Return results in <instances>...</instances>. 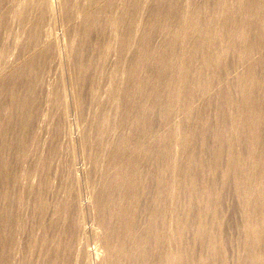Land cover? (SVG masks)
Listing matches in <instances>:
<instances>
[{
	"label": "bare ground",
	"instance_id": "6f19581e",
	"mask_svg": "<svg viewBox=\"0 0 264 264\" xmlns=\"http://www.w3.org/2000/svg\"><path fill=\"white\" fill-rule=\"evenodd\" d=\"M62 1V5V2L59 4L60 0L55 4L61 5L62 11L59 13L64 21V17L69 18L68 7L71 0ZM28 2L27 0V5ZM30 2L36 17L34 18L33 12H29L31 8L27 7L28 13H23L26 16L29 13L30 16L34 15L31 16L34 20L31 25L28 24L31 27L28 30L30 33H25L29 37L27 35L25 42L22 40L24 43L20 41L22 46L17 43L18 47H23V51L26 50L24 47H30L28 53L31 52V55L26 54L30 57L29 61L22 59L23 56L20 61L25 60L27 63H21L24 65L21 66L22 69L19 67L17 73L12 72L11 75L8 72V76L2 75L3 78L0 79V264H8V259L12 256L8 257V254L15 246L14 241L17 242L16 234H19H15L14 240L13 230L18 231L17 224L25 216V211L21 212L23 206L32 212L25 216L29 220L24 217L25 221H22L28 223L32 218L33 229L38 228L41 233L39 235V230L36 232L39 237L35 235L37 238L34 237V241L32 239L33 243L27 240V243H31L29 252L36 247L34 252L38 253L32 251L34 255L31 253L30 256H37L33 257L35 262L28 259L30 264H93V261L96 264H264V0H90L94 6L90 8L96 9L87 13V6L88 11H82L84 17L79 19L81 41L73 44V47L78 46L75 48L77 51L74 53L73 50V54L70 52L66 61L64 60L69 72L70 90H67L68 94L66 90L62 91L63 84L57 78L60 83H55V88L49 90L50 97L46 100L49 102L48 110H52V117L61 114L60 110L68 116L76 112H84L85 115L89 100L95 102L93 105L97 108L96 104L102 101L104 81L109 76L105 75L113 69L110 67L111 70L107 72L106 67L112 66V62L116 65L113 76L122 74L120 78L124 77V85L115 94V84L112 82L113 86H110L113 91L107 93L110 100L116 102L114 105H117L116 114L115 107L108 110L115 119L112 126L108 123L110 127L106 128L109 117L100 113L97 131L96 126L92 125L95 122L86 123V126L94 127L95 132H98L97 136L88 130V133H82L85 129V126L82 129V125L81 133L77 132L75 137L74 149L82 152V149L89 147L88 140H92L91 136L94 135L92 142L97 144L95 146L98 149L97 152L95 150L96 153L93 152L94 157L90 158L96 161L95 164L99 163L102 151L105 155L102 156L105 159L102 161L104 167L100 163L98 166L103 169H92V161L91 170H79V163L73 158L72 163L67 162L71 165L67 166V170L62 168L68 171V189L65 187L67 190L64 191L63 188V193L62 186L59 194L58 189L57 192L53 188L62 197L53 202L49 201V197L47 200V190L55 186V176L58 181L65 179L62 177L65 174L60 173L61 176H58V171H63L58 169L62 167V163L54 168L58 165L54 162L59 153L56 148L62 145L57 133L66 128L63 120L65 128L62 127L59 131L62 122L60 126L59 123L65 117L57 116L59 121L56 118L51 120L57 121L56 126L53 124L51 128L53 126L56 132L59 131H54L58 136L54 135L53 140L50 137V143L47 141L50 144L49 147L46 145L48 151L44 150L47 154L44 157L41 156L44 155L42 153L39 155L43 158L36 157L37 162H33L36 160L34 158L31 162L38 166L33 167L36 170L34 174L37 172L38 179L40 177L37 186L33 184L34 180H31L29 174V167L34 164L28 163L27 160L30 159L27 158L35 153L29 154L30 145L43 137L41 131L47 127L43 123H50V120L43 121L50 116L45 117V113L42 114L44 116L40 115L43 112L40 110L38 114L43 117L40 121L42 124L36 123L41 126H29L33 118L32 103L45 84L46 70L50 71L48 68L53 67L51 64H58L57 57L61 53L58 51L57 54L59 37H55V34L54 37L48 36L51 33L45 30L48 18L56 17L58 12L49 13V10L56 7H53L52 0ZM24 4L23 11L26 9ZM81 5L82 8L86 6ZM24 14L22 18L26 17ZM30 16L27 17L31 18ZM61 16L59 21L56 17L58 22L61 21ZM24 19V24L28 20L30 23V19ZM54 20L49 22L53 23ZM3 21L0 22L4 23ZM68 24L64 25L67 27ZM73 24L70 25L71 28H74ZM77 25L78 23L74 30ZM4 26L3 29L6 28ZM107 26L118 28V35L113 36V31L108 36L106 34L108 38L110 35L114 38L118 36L116 40L120 41L119 48L115 49L116 54L113 53L114 56L117 55L115 62L114 56L111 57V47L118 42L110 37L116 43L109 49L108 38L106 40L103 37L107 30H111ZM66 31L68 33V27ZM70 31L67 36H70ZM94 31H97L96 36L93 35ZM77 37L80 38L78 35ZM68 42L75 41L72 39ZM64 49L69 50V47L65 46ZM4 53H7L5 49ZM6 55L8 59V54ZM99 72L105 78L101 76L99 79L104 80H99L100 83L96 84L95 78L96 75L99 77ZM65 74H60V77ZM24 77H27L26 83ZM114 79L117 82L119 80ZM108 83L106 82L107 85ZM104 91L106 93V89ZM44 94L46 95L45 90ZM39 97L43 100V97ZM104 97H107L106 94ZM41 103L39 105L44 109L46 103ZM104 108L102 107V112ZM36 111L37 109L34 112ZM90 111L88 109V114ZM91 114L88 116L91 117ZM78 115L75 116L78 118ZM89 117L83 118L84 124L85 118ZM13 121L14 126L17 123L20 128L23 127L22 134L17 126L10 129ZM30 130L32 133H29ZM16 131L23 146L19 145ZM69 134L73 135L71 132ZM70 138L73 137L68 140ZM92 148L96 149L94 146ZM9 154L15 156V162L8 159ZM81 156L85 157V154L82 153ZM25 158L29 166L22 165ZM75 158L77 159L76 156ZM85 159L86 157L82 160ZM67 160L70 161L69 158ZM85 162L88 163L87 159ZM64 163L67 164L66 161ZM78 170L82 175L77 173ZM60 177L61 180L58 179ZM31 187L36 188L32 190L34 193L30 191ZM51 192L49 193L51 196L55 195V198V192ZM171 218L174 219L173 223ZM88 220L92 221V226H87ZM23 222L19 228L24 227H21ZM15 223L16 226L13 225ZM12 225L15 227L13 230ZM25 230L21 231L28 234L31 228L27 232ZM30 232L33 233L34 230ZM19 236L21 238L22 234ZM92 241L95 248L90 250ZM21 244L23 246V242ZM171 247L176 248V252ZM23 249L26 252L28 248ZM23 254L29 257V253ZM20 260H17L20 264L25 263Z\"/></svg>",
	"mask_w": 264,
	"mask_h": 264
},
{
	"label": "rangeland",
	"instance_id": "374dc122",
	"mask_svg": "<svg viewBox=\"0 0 264 264\" xmlns=\"http://www.w3.org/2000/svg\"><path fill=\"white\" fill-rule=\"evenodd\" d=\"M2 1H4V3H3ZM9 1H10V0H9ZM9 1H7V0H6V1H5V0H0V21H1V20L3 21L4 18H6V16L8 17V18H6L7 20H4L5 22H7L8 25H7L4 21H3L4 23L0 22V25H1V23L3 24L2 27L0 28V47L2 48V46H3V49L0 48V50H2L3 53H4V49H5V52H7L6 54H8V59H7V55H6L5 53L2 54V51H0V52H1L0 55H2V56H3V55H6V57H5V56H4V57L0 56V79H1V80H2V78H3L4 75L8 76V75H7L8 72H10L11 75H12L13 73H14V74L17 73V72L19 71L18 69H20L21 66H24V65L29 61V58H30V57H29L28 55H26V54H29V53H28V52H29L28 49L30 50V47H24L26 50L24 49L25 51H23V49H22L23 47L21 48V46H22V44L25 42V40L29 37L28 34L30 33L29 31H30V29H31V27H30L29 25H31V23H33V20H34L31 16H34V15H35L34 18L36 17L35 10H33V9H32V6L29 5V3L32 4V2H30V0H28V1H29V2H28V5H29V6L27 5V0H22V1H21V0H20V1H19V0H18V1H17V0H11V2H9ZM12 1H14V2H12ZM24 1H25V2H24ZM79 1H80V0H77V1H76V0H73V2H74V3H73L72 0H71V4H72V3H73V4H72V5L69 4V7H68V10H69V8H70V11H69V18L66 19V18L64 17V21H63V20H62L63 17L61 16V13H59V12L62 11L61 5L63 4V1L60 0V2H59V0H58V1H57V0H55V1L52 0V2H53V4H54L53 7H55V6H56V7H55V8H52L53 10H49V13L52 12L53 14H56V13L58 12L55 16L57 17L58 21H59V18H60L59 16L62 17V18H61L62 24L60 23L61 21L58 22V21L56 20V17H54V16H50V14L48 13V17L50 16V18H48V19H49V20H48V23H49V24L47 23V25H46V27H45V30L47 31V33H48V31H49V33H51V34L48 35V36H51V35H52V37H54V34H55V37H59V38H58V41L60 40V42H59L60 45H62L65 41H66L69 45H67V43L65 42V43L62 45V46H64V47H62V46H60V45H59L60 47H59V46L57 47V54H58V51H59V52L61 51V53H59L60 55L58 54L59 57H57L58 60H59L60 62L57 60L58 64H56V65L51 64V65H53V67L48 68V69H50V71L46 70V71H47V74H48V75H47V74L45 73V84H46V85L44 84V85H43L44 88L42 87V88L38 91V96H35V97H37V98H35L34 101H33V103L35 102V104L33 105V103H32V108H31V109H32V112H33V113H32V117H33V118H31V122H30L29 126L31 125V126H33L34 128H35V126H38V125L41 126L42 123H41L40 121L43 120V117H42V116H44V115H45V117H46V116H47V117L50 116L51 119H50V117H49L48 119H44L43 121L48 122V120H50L49 122L52 123V124L49 123V125H48V124L43 123V126H45V125H47V127L49 126L48 128L45 127V129L42 130L43 132L41 131V136L43 135V137H41V138L43 139V141H42V139L40 138L41 140L38 139L37 141H35V142H39V141L41 142V143H37L38 146H37V144H36L35 142H34V144H31V145H30L31 148L29 147V150H31V151H29V152H30L29 154H32L31 152H35V153L32 154L29 158L26 157L27 159H30V161L27 160L26 158L23 160L24 163H23L22 165H24V166H25V165H28L29 162L31 163L34 159H36V160L33 161V162L36 163L37 160H38L36 157H40L39 155H41V153L44 154V155H41V156L44 157L45 154H47L46 151H44V150H47V151H48L47 146L50 145L49 143L53 140V138H54L57 134H59L60 137H57V138H58V140L61 139V140L59 141V143H60V144L62 143V145H59L58 149L56 148L57 152H59V153H58V155H57V158L54 159V162H55V165H57V164H58V165H57V166H54V168H57V167L59 166V164L62 163V164L60 165V166H62V167H59L58 169L60 170V168H61V169L63 168L64 170H67V169H66V168H68L67 166L70 165V164H68V163H69V162L72 163V162L74 161V159H75V161L77 160V161H76L77 164L79 163V165H77V166H79V170L82 169V168H84V169H86V170H91L90 168H91L92 166H93L92 169H94L95 167H97L98 169H101V167H99L100 164H101V166L104 167V163H102V161L104 162L105 159H103L104 157H102V156H105V155L102 154V151H101V153H100L101 156L99 155V157H100L101 159H103V160H101V159L99 158V163H100V164H99V163H96V164H95L96 161H94V159L92 160V158H90V157H91V156L94 157L95 154H94V155H92V154H93V152L96 153V152H97V149H98V147L95 146L96 143L94 144V142H92V141H93V136H94V135H95V136L98 135V132H95V130L97 131V125H98V121H99V120H97L98 117H99L101 114H103V113H104V116H105V114H106L105 117H107V118L109 117V118H108L109 120L106 121V122H107V123H106V126L108 125V123L111 124V126H112L113 122H115V121H114L115 119H113V116H111L112 114H110V111H108V110H111L112 108L114 109V107H115L114 111H115V114H116V108H117V105H114V103L116 104V102H114L113 100L111 101V100H110V96H108L107 93H108V92H109V93H112V91H113V90L111 91L112 86H113L112 82L115 84L114 87H113V88L115 89V90H114L115 94H116L117 92H120V90L122 89L121 87H123V85H124V83H123L124 80L122 79V78H124V77L120 78L121 76H123L122 74H118V76H117V74H115V76H117L118 78L115 77V76H113L114 73H115V71H114V70H115V66H116V65H114L115 63L113 64V62H112V66L110 65V66H107V67H106V68H108V69H107V72H108L109 70H111L110 67H113L112 70H113L114 72L111 70V71L113 72V74H112L111 71H109V72L111 73L112 76L110 75V73L106 74V73H107L106 71H105V72H106V73H105L106 75L104 74L105 77H106L107 75H109V76H110V79H111V80L109 79V76H107L108 79H107V77H106V80L104 81V86H105V89H106V93H105V91H104V90H105V89H104V86L102 85V86H103V89H102V92H101V93H102L103 97H102V95L100 94V95H101V100H102L101 103H103L102 105H104L105 102L107 101L108 103L106 102V105L102 106L101 103H100V104H96V107L98 106V107H101V108H98V107H97V108H94L95 105H93V104H94L95 102L92 103L91 100H89L90 102H88V104H87V106H86V109H85V110L87 111V113H86V111H85V113H86L87 115H86V114L84 115V112H82V113H80V112L77 113V112H76V113H70V114H69V116L71 115L70 117H69L68 115H66V112L63 113V111L60 110V111H61V114L57 115L58 117H57V116H56V117H57V118H60V117H61V118H64V117L66 118V119H65V118H64V119H61V121H60V123H59V126H60L61 122H62L63 120H65V124H66V125H65V124L63 123L64 121L62 122L61 127H59V131L61 130L62 127L65 128L64 125L66 126V128L63 129V130H61L60 133H57V132H59V131L56 132V131H55L56 128L53 129V128H54L53 126H52V128H51V125H53V124H54V126H56V123H57V121H59V119H57L55 116L52 117V116H51V115H53V114H52V110H51V109L48 110V108H50V107H49V102L47 103V101H48V99H49V97H50V95H49V90H52L51 88H53V89L55 88V86H56V85H54L55 83H56V84H59V83H60V81H57V78H58V80L61 79V84H63V85L66 86V87H65V86L61 85L64 89L60 86L61 90L63 89L62 91L65 92V90H66V92H67V90H68V92H69V90H70L69 72H68V70H67V68H66L65 61H66L67 57L69 56L70 52H72V51L74 50V53H75V52L77 51L76 49L78 48V46L76 45V46L73 47V44H77V42L79 43V41H81V37H82V36H80V35H82V33H81V32L79 33V29H81V28H80V25H79V24H80V20H79V19H80V18L83 19L82 17H84V16H83L84 14H82V11L86 12V11H88V9H89V11H88L87 13H92V12H94V10L96 9V8H90V7H94V6H93V3H91L90 0L88 1L89 3L87 2V0H81V1H84V2H79ZM85 1H86V2H85ZM58 2H59V4L62 2L61 5L57 6L56 4H57ZM75 2H76V3H75ZM78 2H79V3H78ZM120 2H121V1H120ZM24 3H26V4H24ZM55 3H56V4H55ZM81 3H82L83 5H84V4L86 5L87 3H88V4L82 8ZM90 3H91L92 5H91ZM11 4H12L13 6H12ZM23 4H24V6H26L25 11L22 10V9L25 8V7H23ZM89 5H90V6H89ZM119 5H122V4L120 3ZM70 6H71V7H70ZM87 6H88L89 8H88ZM27 7H30V8H31V9H30L31 11H30L29 8H27ZM57 7H58V8H57ZM62 7H63V6H62ZM72 7H74V9H73ZM76 7H77V8H76ZM86 7H87L88 9H87ZM7 8H8L9 10H8ZM60 8H61V10H58V9H60ZM11 9H12V10H11ZM54 9H55V11H56V10H57V11L55 12ZM83 9H84V10H83ZM86 9H87V10H86ZM26 10H27V12H26ZM28 10H29V12H31V14L34 13V15H31V16H30V13L27 15L28 17L30 16V17L32 18V20H31V18H28V17L26 16V14L28 13ZM8 11H9V12H8ZM71 11H72V12H71ZM73 11H75V13H74ZM5 12H6V13H5ZM21 12H22V14H21ZM23 12L26 13V14H24ZM32 12H33V13H32ZM54 12H55V13H54ZM3 13H4V14H3ZM19 13H20V14H19ZM73 13L76 14V15H74ZM8 14H9V15H8ZM23 14H24L26 17H23V18H22ZM53 14H52V15H53ZM58 14H60V15H58ZM79 14H80V15H79ZM2 15H4V16L2 17ZM20 15H21V17H19V18H21V19L18 18V16H20ZM57 15H58V16H57ZM71 16H75V17H71ZM2 18H3V19H2ZM24 18H26V19H24ZM51 18H52L53 20H54V18H55V20H54L53 23H52V22H49L50 20H52ZM70 18H71L73 21H72V20L69 21ZM23 19L26 20V21H27V19H30V23H29V20H28V21L24 24L25 21H23ZM20 20H22V21L20 22ZM77 20H78L79 22H78ZM31 21H32V22H31ZM55 21H57V22L60 23V24H58L57 22H56V23H57V24H56ZM66 21H68V22H66ZM76 21H77V22H76ZM69 22H71L72 24H73V22H74V24H73V27H74V28H75V25L78 23V25H79V26L77 25V28H78V29L76 28V29L74 30V28H71L72 26L70 27V25H72V24H70ZM75 22H76V23H75ZM54 23H55V24H54ZM68 23H69V24H68ZM5 24H6V25H5ZM23 24H24V25H23ZM28 24H29V25H28ZM51 24H52V25H51ZM64 24H66V25L68 24V26H67V27H68V33H67V31H66V30H67V27H66ZM4 25H5V26H4ZM22 25H23V26H22ZM26 25H28V27L25 28ZM49 25H50V28H52V29L49 28ZM55 25H56V26H55ZM57 25H58V26H57ZM59 25H60V26L64 25V26H62V27L60 28ZM3 26L6 27V28H4V29H6V30L3 29ZM53 26H55V28H54ZM29 27H30V28H29ZM65 27H66V28H65ZM69 27H70V28H69ZM112 27H114V26H111V27L107 26V28H108V29H111V30L108 31L107 28H106L107 32H109V33H107V32L105 33V32H104V33H105V36H103V37H105L106 40H107V38H108L107 36H108L110 33H112V31H113V33H112L113 36H114V35H118V33L116 32V30H117L118 28H117V27L112 28ZM56 28H57V29H56ZM82 28H83V26H82ZM115 28H116V29H115ZM23 29H24V31H25V29H26V31H25V32L22 31ZM61 29H62V30H61ZM63 29H64V30H63ZM65 29H66V30H65ZM70 29H72V30L70 31ZM28 30H29V31H28ZM52 30H53V31H52ZM76 30H77V31H76ZM82 30H83V29H82ZM82 30H81V31H82ZM51 31L53 32V34H52ZM62 31H64V33H63ZM69 31L71 32V34H70L71 38L75 41L74 43H71V42L69 43V42H68V41H71V40H72V39L70 38L69 35L67 36V34H69ZM75 31H76V32H75ZM27 32H28V34H25V33H27ZM77 32H78L79 34H77ZM94 32H95V33H94ZM94 32H93V33H94L93 35L96 36V35H97V33H96L97 31H94ZM115 32H116V34H115ZM17 33H18V34H17ZM21 33H22V34H21ZM65 33H66V34H65ZM73 33L76 34V36L78 35L80 38H78V37H77V38L80 39V40H78V39L76 38V36H75ZM106 34H107V36H106ZM18 35H19V36L21 35L22 37L20 36V37H21V38H20ZM24 35H25V37H24ZM27 35H28V37H27ZM64 35H65V38H63ZM112 35H110L109 38H108V41H109V42H110V40H111V42H110L111 44L107 41L109 49H110L111 45H113L114 43H116V42L113 43L112 39L116 40V39L118 38V36L114 38V37H112ZM74 36H75V37H74ZM110 37H112V39H110ZM24 38H25V39H24ZM66 38H67V39H66ZM75 38H76V40H75ZM70 39H71V40H70ZM1 40H2V41H1ZM22 40H24V42H23ZM17 41H18V42H17ZM20 41L23 42V43H20ZM63 41H64V42H63ZM116 41L118 42L117 44H114V45H116V46H112V47H111V53H112V54H111V57L114 56L113 53H115V49L117 50V49L119 48V46H120V41H118V40H116ZM17 43H19L21 46L18 47L19 44H17ZM61 43H62V44H61ZM70 44H71V45H70ZM118 44H119V46H118ZM7 46H8V47H7ZM65 46H68V47H69V50H68V49H64ZM5 47H6V48H5ZM108 47L106 46L105 48L108 49ZM114 47H116V48H114ZM9 48H10V49H9ZM72 48H73V49H72ZM75 48H76V49H75ZM112 48H113V49H112ZM8 49H9V51H10L11 53L8 52ZM6 50H7V51H6ZM20 50H21V51H20ZM66 50H67V52H66ZM70 50H71V51H70ZM75 50H76V51H75ZM62 51H64V53H65V52H66V53L69 52V53H68V54H66V53L64 54V53H62ZM109 51H110V50H109ZM113 51H114V52H113ZM23 52H25V55H24ZM26 52H27V53H26ZM9 53H10V54H9ZM19 53H20V54H19ZM61 54H62V56H61ZM72 54H73V52H72ZM72 54H71V55H72ZM115 54H116V53H115ZM29 55H31V52H30ZM64 55H66V56H64ZM20 56H21V57H20ZM23 56H24V57H23ZM27 56H28V57H27ZM60 56H61V59L63 60V62H62L63 64L61 63L62 60H60ZM63 56H64V58H63ZM19 57H20V58H19ZM22 57H23V58H22ZM116 57H117V55H115V56L113 57L114 60L112 59L114 62H115V60L117 61V58H116ZM14 58H15V59H14ZM21 58H22V59L26 58L27 62H24L25 60L20 61ZM22 59H21V60H22ZM16 60H17V61H16ZM64 60H65V61H64ZM112 60H111V61H112ZM18 61H19V62H18ZM11 62H12V63L15 62V64H12ZM16 62H18L19 65H18V63H16ZM57 62H56V63H57ZM21 63H23L24 65H22ZM11 64H12V65H11ZM16 64H17L18 67L16 66ZM61 64L65 67V68L63 67L64 69L62 68V65H61ZM14 65H15L17 68H16ZM60 65H61V66H60ZM13 66H14V67H13ZM55 66H57V67H56L57 70H56ZM8 67H9V68H8ZM10 67H11V68H10ZM19 67H20V68H19ZM14 68H15V71L13 70ZM54 68H55V69H54ZM6 69H7V70H6ZM8 69H9V70L11 69L12 71H8ZM16 69H17V70H16ZM21 69H22V68H21ZM53 69H54V71H52ZM116 69H117V67H116ZM3 70H4V71H3ZM59 70H60L61 72H63V73H61V72L59 73ZM64 70H66V71H64ZM2 71H3V72H2ZM5 71H7V72H5ZM46 71H45V72H46ZM56 71H57L58 73H56ZM12 72H13V73H12ZM48 72H49V73H48ZM67 72H68V73H67ZM6 73H7V74H6ZM50 73H51V74H50ZM54 73H55V74H54ZM65 73H66V74H65ZM99 73H100V72H99ZM121 73H122V72H121ZM10 74H9V75H10ZM56 74L58 75V77H57ZM60 74H65V76L63 75V77H60V76H61ZM2 75H3V76H2ZM46 75H47V76H46ZM51 76H52V77H51ZM54 76H55V79H54ZM98 76H99V77L97 78V75H96V78H95L96 81L98 80L97 82L95 81L96 84H98V82H99V80H100L99 78L104 77V76L101 75V73H100V75L98 74ZM101 76H102V77H101ZM1 77H2V78H1ZM46 77H47L48 79H47ZM105 77H104V78H105ZM112 77H114V78H116V79H119L118 82H117V80H115L114 78L112 79ZM67 78H68V79H67ZM25 79L27 80V77H26V78L24 77V81H25L24 83H26V80H25ZM62 79H64V82H62V81H63ZM48 80H50L51 83H50V81L48 82ZM66 80H68V81H67L68 84H67ZM103 80H104V79L100 80V82L103 81ZM108 80H110V81H108ZM28 81H31V80H28ZM56 81H57L58 83H57ZM100 82H99V83H100ZM106 82H107V83L109 82L108 85L106 84ZM30 83H31V82H30ZM30 83L28 84V86L30 85ZM65 83H66V84H65ZM102 83H103V82H102ZM116 83H119V84H116ZM51 84H52V85H51ZM105 84H106V85H105ZM111 84H112V86H110ZM53 85H54V86H53ZM117 85H118V86H117ZM108 86H109V87H108ZM110 87H111V88H110ZM115 87H116V88H115ZM117 87H118V90H117ZM119 87H120V88H119ZM45 88H46V89H45ZM65 88H66V89H65ZM67 88H68V89H67ZM108 88H109L110 90L107 91ZM119 89H120V90H119ZM44 90H45L46 95L44 94ZM42 91H43V92H42ZM46 91H47V92H46ZM116 91H117V92H116ZM68 92H67V94H68ZM39 93H41V94H39ZM50 93H51V92H50ZM103 93H104V94H103ZM69 94H70V93H69ZM105 94H106L107 97H104ZM44 95H45V96H44ZM109 95H110V94H109ZM39 96H41V97L44 96V97L42 98L44 101L41 100ZM46 96H47V98L45 99ZM104 98H105V99L107 98L106 100H104L105 102L103 101ZM39 99H40V102H38ZM46 100H47V101H46ZM108 100L111 101V102L109 103ZM114 100L116 101L115 97H114ZM41 101H42V103H41ZM45 101H46V102H45ZM37 102H38V103H37ZM43 102L46 103V105H45ZM36 103H37V105H36ZM40 103L43 104V105H45V106H44V109H42V108H43L42 105H39ZM112 103H113V106H112ZM47 104H48V105H47ZM110 104H111V105H110ZM35 105H36V106H35ZM100 105H101V106H100ZM108 105H109L110 107L107 108ZM38 106H39V107H38ZM40 106H42V107H40ZM46 106H47V107H46ZM87 107H88L89 110H91V111L93 112V113H92V112L90 111L92 114H91L90 112H89V114H88V109H87ZM90 107H92V108H94V109H97V110H94V109H93L94 111H96V113L92 110V108L90 109ZM102 107H105V108H106V112H107V113L105 112V108H104V112H102V110H103ZM111 107H112V108H111ZM35 108L37 109L36 112H34V111L36 110ZM40 108H41V109H40ZM33 109H34V110H33ZM46 109H47V110H46ZM113 109H112V110H113ZM38 110H39V111H38ZM40 110L43 111V112H41V114H40ZM98 110H100L101 112L98 111ZM48 112H51V113H48ZM98 112H99V113H98ZM108 112H109V113H108ZM112 112H113V111H112ZM112 112H111V113H112ZM34 113H35V114H34ZM38 113H39L40 115H42V114H44V113H45V114L42 115V116H40ZM100 113H101V114H100ZM49 114H50V115H49ZM62 114H63V116H61ZM64 114H65V116H64ZM78 114H80V116L84 115L83 118L86 117V116L89 117L90 114H91V117L88 118L89 120H88L87 118H85L86 121H85V124H84V121H83L84 119L81 118V119H82V120H81V119H80V116H79ZM81 114H82V115H81ZM94 114H95V115H94ZM99 114H100V115H99ZM108 114H109V115H108ZM113 114H114V113H113ZM115 114H114V118L116 117ZM34 115H37V117H39L40 119H38V118H37L36 116H34ZM75 115H78V118H77V116H75ZM88 115H89V116H88ZM97 115H98V116H97ZM107 115H108V116H107ZM66 116H67V117H66ZM92 116H93V117H92ZM96 116H97V118H96ZM110 116L112 117V120H111ZM41 117H42V119H41ZM94 117H95V119H94ZM34 118H35V119H34ZM53 118H56L57 121L54 119V122H51V120H52ZM107 118H106V119H107ZM32 119H34L33 121H35L36 119H37L38 121L36 120L35 122H33ZM67 119H68L69 121H68ZM78 119H79V120H78ZM70 120H71V122H70ZM90 120H91V121H90ZM93 120H94V121H93ZM110 120H111V121H110ZM43 121H42V122H43ZM52 121H53V120H52ZM55 121H56V122H55ZM88 121H89L90 123L95 122V124L92 123L93 126H94V125L96 126V127L94 126V127L96 128L95 130L93 129L94 127H93L92 125H88V126H86V125H87L86 123H87ZM96 121H97V122H96ZM112 121H113V122H112ZM36 122H40L41 124H40V123H36ZM66 122H67V123H66ZM68 122H69V123H68ZM89 122H88V124H89ZM111 122H112V123H111ZM14 123H15V122L13 121V124H10V129H11V128H14V127L17 126V129L21 131L23 127L20 128V125L18 126L17 123H16V126H14ZM32 123H33V124H32ZM34 123H36L37 125H36V124L34 125ZM63 124H64V125H63ZM67 124H68V125H67ZM96 124H97V125H96ZM62 125H63V126H62ZM82 125H83V127H82ZM12 126H14V127H12ZM84 126H85V129H86L87 127H88V128H87L86 130L84 129V130L82 131V133H83L84 131L88 133V131H89V133H91V134L93 133V134H94L93 136H91V137H92V140H88V141H90V143L87 142V143H88L87 146L90 147V145L93 144V146L96 147V149L92 148L93 151H92V149H91V147H93L92 145H91L90 149H88V151H87V148H89V147H87L85 150L82 149V152H81V151H78V149H74L75 147H74L73 145L76 144L75 137L77 136L78 133H81L80 129H81V127H82V129H83ZM90 126L92 127V129H89V128H91ZM33 127H30V128H33ZM68 127H69L70 129H69ZM76 127H77V128H76ZM108 127H110V125H108L106 128L108 129ZM30 128H29V129H30ZM50 128L53 130V132H52V130H51ZM73 128H74V129H73ZM46 129H47V130H46ZM49 129H50V130H49ZM82 129H81V130H82ZM18 130H17V131H18ZM45 130H46L47 133L45 132ZM87 130H88V131H87ZM90 130H91V131H90ZM93 130H94V132H92ZM17 131H16V133H17L16 136H18V137H17L18 139L15 138V137H14V138H15V140L17 139L18 142H20V140H21V139L19 138V133H20V131H18L19 133H18ZM54 131H55L57 134H56ZM62 131H63V132H62ZM66 131H67V133H66ZM79 131H80V132H79ZM12 132H13V131H12ZM12 132H11V134H12ZM30 132H31V130L29 131V133H30ZM70 132H71L74 136H73V135H72V136H69V135H71V134H69ZM77 132H78V133H77ZM14 133H15V132H14ZM31 133H32V132H31ZM42 133H43V134H42ZM52 133H53V134H52ZM96 133H97V134H96ZM21 134H22V131H21ZM21 134H20V137H21ZM45 134H46V135H45ZM50 134H51V135H50ZM66 134H67L68 136H66ZM13 135H15V134H13ZM47 135H48V136H47ZM49 135H50V136H49ZM54 135H55V136H54ZM62 135H63V136H62ZM9 136H10V135H9ZM45 136H47V137H45ZM53 136H54V137H53ZM57 136H58V135H57ZM10 137H11V136H10ZM50 137H51V138L53 137L51 141H50V139H51ZM66 137H67V138H66ZM69 137H73V138H70V139L68 140ZM44 138H45L46 140H45ZM94 138H95V137H94ZM19 139H20V140H19ZM72 139H73V140H72ZM101 139H102V142H103L104 137L101 138ZM44 140H45V141H44ZM64 140H65V141H64ZM71 140H72V141H71ZM47 141H49V143H47ZM69 141H71V142H69ZM43 142H44V143H43ZM67 142H68V143H67ZM72 142H73V144H72ZM46 143H47V144H46ZM74 143H75V144H74ZM98 143H99V141H98ZM22 144H23V143H22V141H21V142L19 143V145L21 146ZM42 144H43V146H45L46 148H45V147L43 148V146H39V145H42ZM63 144H64L66 147H65ZM69 144L71 145V147H72V146H73V147L71 148ZM35 145H36V146H35ZM46 145H47V146H46ZM68 145H69V146H68ZM96 145H97V144H96ZM22 146H23V145H22ZM33 146H34V147H33ZM62 146H63V150H62ZM36 147H37L38 149H37ZM40 147H41V148H40ZM48 147H49V146H48ZM60 147H61V148H60ZM69 147H70V148H69ZM18 148L20 149L21 147H18ZM18 148L16 149V151L18 150ZM39 148L42 149V151H41ZM59 148H60V149H59ZM67 148H68V149H67ZM70 149H71V151H70ZM72 149H74L75 152L77 151V152H76L77 155H74V156H73V154H76V153H74V152H73L74 150H72ZM34 150H35V151H34ZM36 150H37V151H36ZM39 150H40V152H39ZM60 150H61V151H60ZM65 150H66V151H65ZM90 150L92 151V153H91ZM95 150H96V152H95ZM64 151H65V153H64ZM83 151H85V153H84ZM43 152H45V153H43ZM60 152H61V153H60ZM69 152H70V156H68V155H69ZM79 152H81V155H82V153H83V155L85 154V157H86V159H87V162H88V163L90 162L89 164L85 162L86 159H85L84 161L82 160V159H84L85 157H84V156H81ZM86 152H88V154H87ZM89 152H90V153H89ZM39 153H40V154H39ZM66 153H67V154H66ZM71 153H72V154H71ZM37 154H38V156H37ZM86 154H87V155H86ZM90 154H91V155H90ZM59 155H60V156H59ZM88 155H89V156H88ZM6 156H7V155H6ZM65 156H66L67 158H69V160H70L71 158H72V159H71L70 161H68L67 158H66ZM75 156L77 157V159L75 158ZM7 157H8V159L11 158V160H13V159L15 160V158H14L15 156L13 157V155H11V154H9V156H7ZM12 157H13V158H12ZM19 157H20V156H18L17 158L19 159ZM43 157H40V158H43ZM64 157H65V158H64ZM81 157H84V158H81ZM88 157H89V158H88ZM33 158H34V159H33ZM73 158H74V159H73ZM60 159H61V160H60ZM80 159H81V160H80ZM14 160H13V161H14ZM25 160H27L28 163H26ZM55 160H56V161H55ZM63 160H64V161H63ZM15 161H16V160H15ZM15 161H14V162H15ZM18 161H19V160H18ZM18 161H17V168H19ZM65 161H66V163H67V162H68V163L65 164V163H64ZM71 161H72V162H71ZM92 161H93L94 164L92 163ZM82 162H83V163H82ZM35 163H31V165H32V164H34V165L31 166V167H32V171H31V167H29V168H30L29 174H30V178H32L31 180H32V181L34 180L33 184H35V185L37 186V184L40 183V180H39L40 177H39V179H38V175H39V174H38L37 172H35V174H34V171H36V170H35V168H33V167H38V166H36L37 164L35 165ZM64 164H65V165H64ZM80 164H81V165H80ZM83 164H87V166H85V165L83 166ZM92 164H93V165H92ZM98 164H99V166H98ZM102 164H103V165H102ZM15 165H16V164H15ZM29 165H30V164H29ZM29 165H28V166H29ZM90 165H92V166H90ZM94 165H96V166H94ZM28 166H26V167H28ZM63 166H64L65 168H64ZM70 166H71V165H70ZM81 166H82V167H81ZM89 166H90V167H89ZM85 167H86V168H85ZM103 167H102V169H103ZM20 168H21V167H20ZM33 169H34V170H33ZM63 169H62V170H63ZM102 169H101V170H102ZM64 170H63L62 172H61V170H60V172L58 171V176H61V175H59L60 173L65 174V176H64V175L62 176L63 178L65 177V179H63V181H62V180H61V177H60V178H58V179L61 180V181H58V180H57V176H55L56 178L54 177V179H56V180L58 181V184H57V181L54 180L55 183H56L57 185L54 183L55 186H56V188H55V186L52 187V189H53V188H54L55 190L58 189V191H59V189L63 186V187L61 188V191H62L63 193H64L65 190L68 189V188H67V185H66V183H67V182H66V178H67L68 171H64ZM70 170H71V169H70ZM79 170L77 171V173L80 172L79 174L82 175V172L79 171ZM31 173L33 174V177H32V174H31ZM36 173H37V174H36ZM52 173L54 174V173H55V170H54ZM53 174H52V175H53ZM34 175H36L37 177L34 176ZM35 178H37L38 180L35 179ZM93 178H94V176H93ZM25 181H26V180H25ZM32 181H31V183H32ZM54 181H53V182H54ZM63 183H64L66 186H64ZM62 184H63V185H62ZM58 185H61V186L59 187ZM57 186H58L59 188H57ZM65 187H66L67 189H65ZM31 188H32V187H31ZM31 188H30V191H31L32 193H34V191H32V190H33V189L36 190V188H34V187H33L32 189H31ZM50 188H51V187H50ZM63 188H64V191L62 190ZM52 189L47 190V192H48V191H49V192L54 191L55 194H56V197L54 198L55 195H52V196H53V197H52V196H51V193H52V192H51V193L48 192L49 195H48V193H46V198H47V200H48V197H49V201L52 200V202H53V201H57V199L60 200L61 195H60V197H59V195H58V193H57L58 191L56 190V191H57V192H56L54 189H53V190H52ZM17 190H18V188H17ZM17 190H16V195H17V193H18ZM14 191H15V188H14L13 192H14ZM30 191H29V192H30ZM61 191H59V194H60ZM31 192H30V193H31ZM54 192H53V194H54ZM61 194H62V193H61ZM32 195H33V194H32ZM50 196H51V197H50ZM62 196H64V195H62ZM61 198H62V197H61ZM53 199H56V200H53ZM23 207H25V208H23ZM23 207H22L23 210H21V212H22V211L27 212V213L23 212V213L25 214V216L27 217L28 214H30V212H32V210L30 209V210H31V211H30L26 206H23ZM26 208H27V210H24V209H26ZM21 212H20V214L22 215ZM24 214H23V215H24ZM26 214H27V215H26ZM21 215H20V216H21ZM31 215H32V213H31ZM25 216H23V217L21 216L22 219H23V221H25V218H26ZM21 217H20V218H21ZM24 217H25V218H24ZM29 217H32V216L29 215ZM22 219H21V221L18 222L19 224H17V223L13 224L14 226H16V224L18 225V231H17V229H15V227H14L13 225L11 226L12 230H13V228L15 229V230H13V232L15 231V232L13 233L14 238L16 237V235L19 236V234H20V235L22 234L23 240H22V237L19 238L20 236H19V237H18V236L16 237V238H17V242L14 241L15 246L11 248V250H10L11 253L8 254V257L12 255V256H11L12 258L10 257L11 260H12L13 258H15V259H14L15 262H14V261H11L10 259H8V264H9V263L13 264V262H14L15 264H20V262L17 261L18 259H21V260H20L21 262H22V261H25V263L23 262V264H30V262H31L32 260H33L32 262H35V260H36V259H34V258H36L37 255L33 256L34 258H33L32 256H30L31 253H32V255H34V253H35L34 250H36V247H34V250H33V248H32V250H30V252H29V249H31V245H30V244L33 243V241H34V237H36V236L39 237V235L41 234V233H40V230H39L38 228H36V230L33 229L34 226L32 227V224H33V222H32V218H31V222L28 221L29 218H26V219H28V220H27L28 223H27V222H23ZM88 221H89V220H88ZM88 221H87V224H88L87 226H92V224H93L92 221H89V222H88ZM171 221H172V223H173V222H174V219L171 218ZM21 222H23V224H22L21 227H23V226H24V227L27 226V227H25V228H27V230H25L24 227H23V228H19L20 225H21ZM29 222H30V223H29ZM25 223H27L28 225H25ZM31 223H32V224H31ZM172 223H171V224H172ZM28 227H30L31 230H30V228H28ZM34 228H35V227H34ZM20 229H21V230L23 229V231L25 230L26 232H27L28 230H30V231H33V230H34L35 233L39 230V231H38L39 235H38V233H36V234H34V232L31 233L30 231L27 232L28 234H29V232H30V234L28 235V234H26L25 232L21 231ZM17 232H19V234H18ZM22 232H23V233H22ZM16 233H17V234H16ZM24 233H25V235H24ZM42 233H43V231H42ZM15 234H16V235H15ZM58 234H59V233H58ZM30 235H31V236L33 235V236L31 237ZM35 235H36V236H35ZM30 237H31V239H29ZM37 237H36V238H37ZM16 238H15L14 240H16ZM24 238H25V239H24ZM26 238H27V239H26ZM19 239L21 240V242H23V246H24V247L22 246L21 242H18ZM32 239H33V241H32ZM20 240H19V241H20ZM24 240H25L26 242H24ZM27 240H29V242H31V243H29V242L27 243ZM30 240H31V241H30ZM61 242H62V241H61ZM17 243H18V245H17ZM24 243H25V245H24ZM26 243H27V244H26ZM16 245L19 246V247L17 248ZM25 246H26V247H25ZM28 246H29V247H28ZM20 247H21V248H20ZM89 247H90V250H93V249L95 248V244H94L93 241L90 242V246H89ZM13 248H14V249H13ZM22 248H24V249L28 248L26 252L29 253V257H28V256L26 257V256L23 254V253L26 254V252H25L24 249H23L24 251H22ZM171 248H172V247H171ZM16 249L19 250V251L17 252ZM172 249H173L174 252H176V251H175L176 248L173 247ZM20 251L23 252V253H19ZM32 251H33L34 253H33ZM16 252H17V253H16ZM13 253H14V255H15V253H16L15 257H13V256H14ZM28 253H27V254H28ZM17 254H18L19 256L21 255L20 258H19V256H17ZM22 254H23L24 256H23ZM27 254H26V255H27ZM35 254H38V253H35ZM22 256H23V257H22ZM24 257H26L27 260H26V258H24ZM31 257H32V259H31ZM16 258H17V260H16ZM24 259H25V260H24ZM28 259L30 260V262H29ZM9 260H10V261H9ZM26 261H27V262H26ZM16 262H17V263H16ZM90 262H92V261H90ZM92 263H93V264H96L94 261H93ZM21 264H22V263H21ZM90 264H91V263H90Z\"/></svg>",
	"mask_w": 264,
	"mask_h": 264
}]
</instances>
